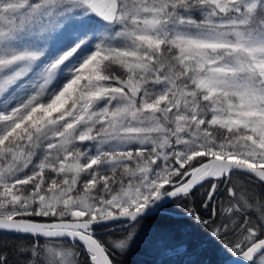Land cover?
I'll list each match as a JSON object with an SVG mask.
<instances>
[{
  "label": "snow or ice",
  "instance_id": "obj_1",
  "mask_svg": "<svg viewBox=\"0 0 264 264\" xmlns=\"http://www.w3.org/2000/svg\"><path fill=\"white\" fill-rule=\"evenodd\" d=\"M207 242L264 264V0H0V264Z\"/></svg>",
  "mask_w": 264,
  "mask_h": 264
},
{
  "label": "trees",
  "instance_id": "obj_2",
  "mask_svg": "<svg viewBox=\"0 0 264 264\" xmlns=\"http://www.w3.org/2000/svg\"><path fill=\"white\" fill-rule=\"evenodd\" d=\"M169 208L173 209L172 206ZM148 228L154 227H164L171 230L172 242L179 243L185 241L188 244L189 250L197 248L201 243H206L207 238L200 232L194 231L191 229L190 224L182 217L168 213L163 217H154L147 221ZM192 233V238L188 239L185 237L184 233ZM143 248V244H140ZM137 246V247H138ZM138 250H132L126 257L122 259V264H137L135 257L138 253ZM195 259L200 261H205L207 264H218V261L221 259L217 246L207 242V246L200 251L195 257Z\"/></svg>",
  "mask_w": 264,
  "mask_h": 264
},
{
  "label": "rangeland",
  "instance_id": "obj_3",
  "mask_svg": "<svg viewBox=\"0 0 264 264\" xmlns=\"http://www.w3.org/2000/svg\"><path fill=\"white\" fill-rule=\"evenodd\" d=\"M142 247L143 248H141V246H138L134 248L135 250H138V252H136L138 254L135 257L136 263L137 264H154V261L157 260L158 257L155 255V253L150 251L149 248H147L146 246L143 245Z\"/></svg>",
  "mask_w": 264,
  "mask_h": 264
},
{
  "label": "water",
  "instance_id": "obj_4",
  "mask_svg": "<svg viewBox=\"0 0 264 264\" xmlns=\"http://www.w3.org/2000/svg\"><path fill=\"white\" fill-rule=\"evenodd\" d=\"M172 213L173 215H175V216H177L176 214H175V210H173V209H171V208H169V211H168V213ZM179 217V216H178Z\"/></svg>",
  "mask_w": 264,
  "mask_h": 264
}]
</instances>
